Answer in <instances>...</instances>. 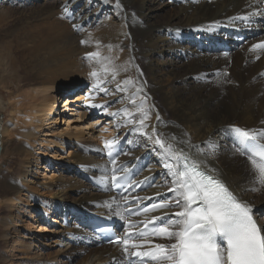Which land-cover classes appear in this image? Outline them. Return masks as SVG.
Masks as SVG:
<instances>
[{
    "label": "bare ground",
    "instance_id": "6f19581e",
    "mask_svg": "<svg viewBox=\"0 0 264 264\" xmlns=\"http://www.w3.org/2000/svg\"><path fill=\"white\" fill-rule=\"evenodd\" d=\"M119 5L20 0L12 9L0 6V87L8 88V99L0 96V111L10 106L8 121L0 112L2 264H118L120 246L101 242L92 232V218L110 221L124 233L128 220L147 222L177 210L143 211L172 197L161 150L149 139L156 134L224 182L264 225V198L258 200L257 191H251L252 200L243 194L256 187L251 166L235 147L231 155L226 152L230 143L224 138L233 126L264 130V49L253 48L264 40V0H119ZM243 34L255 39L241 45L237 39ZM223 40L232 47L228 55L221 53ZM94 51L117 69L116 80L105 77L109 82L101 85L111 95L92 87L90 72L99 65L86 53ZM117 82L124 92L116 90ZM56 101H64L59 112ZM140 106L150 117L143 132L123 124L126 117L107 115L127 107L139 118ZM115 137L113 165L104 142ZM52 143L69 150L65 155L43 150L49 154L39 182L30 173L43 160L34 146ZM113 168L131 176L117 194L107 179ZM101 176L108 190L98 184ZM21 201L33 209L32 228L17 219L27 213ZM4 207L8 211L1 213ZM52 216L47 238L40 231Z\"/></svg>",
    "mask_w": 264,
    "mask_h": 264
},
{
    "label": "snow or ice",
    "instance_id": "6c2138e0",
    "mask_svg": "<svg viewBox=\"0 0 264 264\" xmlns=\"http://www.w3.org/2000/svg\"><path fill=\"white\" fill-rule=\"evenodd\" d=\"M64 11L67 13L68 8L65 7ZM73 28L78 26L73 24ZM81 43L87 41L82 40ZM253 48L264 49V43L253 45ZM86 57L99 65V70L90 72L95 80L93 89L105 95L113 94L110 89L101 86L109 82L105 77L110 76L111 81L116 80L117 69L109 67L110 58L102 57L99 51L88 52ZM123 83L128 85L132 81L129 79ZM116 90L125 91L119 82L116 83ZM131 103L135 106L136 102L131 100ZM91 107L104 106L92 104ZM104 110L107 112L106 108ZM137 112L139 118L127 107H121L117 111L107 112V115L114 119L126 117L123 124L131 125L135 132H143L148 127L145 122L150 117L142 106L137 108ZM156 118L159 119V116ZM117 126H120L119 121ZM235 131L238 134L236 151L246 156L251 166L253 184L264 186V143L257 142L264 138V130L258 133L255 130ZM149 139L161 150V162L166 176L170 178L168 191L172 197L143 211L177 210L152 217L147 222L128 220L123 235L108 241L120 246L121 257L116 258L118 264H264V225H259L253 218L251 206L241 201L200 163L185 155L182 150L177 151L173 144L166 143L159 134L149 136ZM117 143L118 137L104 142L113 165L116 164L113 154ZM120 171L126 172L127 169L121 168ZM111 172L107 179L112 186L121 188L122 179L126 180L127 177L118 176L116 168ZM104 180L105 177L101 176L97 182L102 190H108ZM248 190L256 191L257 188ZM124 199L127 200L126 197ZM114 214L121 220L126 219L120 212ZM130 215L141 213L130 212ZM154 238L165 242H155ZM132 257L136 260H132Z\"/></svg>",
    "mask_w": 264,
    "mask_h": 264
},
{
    "label": "rangeland",
    "instance_id": "374dc122",
    "mask_svg": "<svg viewBox=\"0 0 264 264\" xmlns=\"http://www.w3.org/2000/svg\"><path fill=\"white\" fill-rule=\"evenodd\" d=\"M16 1V2H15ZM20 0H13V1H11V0H2V3H1V0H0V4L2 5V4H4V5H6V6H8L10 9H12V7H15V6H17V3L19 2ZM34 1V3H35V5H44L45 3H51V2H54V1H56V0H33ZM48 1V2H47ZM0 5V6H1ZM11 6V7H10ZM14 9V8H13ZM250 39H255L254 37H251ZM249 40V39H248ZM245 44V43H244ZM181 58V57H180ZM181 60L183 61V62H185V60L184 59H182L181 58ZM7 89L8 88H2V87H0V96L1 97H3L5 100H7L8 99V92H7ZM57 102V101H56ZM59 102V101H58ZM58 102H57V104H58ZM63 102L64 101H62V102H60L59 104H58V112L61 110V108H62V106H63ZM56 104V103H55ZM74 106L72 105L71 106V108H73ZM57 110H56V112L55 113H57ZM9 111H10V106H9V104L8 105H6V110H4V111H0L2 114H3V117H2V120H3V122L4 121H8V119H9ZM8 112V113H7ZM73 112H69V111H67L66 112V114H72ZM53 114H54V111H53ZM60 117V116H59ZM67 119H69V118H72L71 116L70 117H66ZM61 117H60V119H59V123H62L61 122ZM102 122V121H101ZM105 122H103V124H104ZM65 124H66V122H65ZM102 124V125H103ZM236 128V126H233L232 128H230L229 130L231 131V132H229L224 138H227L228 139V141H229V143L230 144H228L227 146H226V152L228 153V154H232L233 152H231V151H233L235 148H236V146H237V144H236V141H237V134L236 133H234V129ZM258 133V132H257ZM232 134V135H231ZM46 139L48 140V136H46ZM54 139H56V136H55V138ZM62 140H64V138H62ZM49 141V140H48ZM57 144V143H56ZM222 144V143H221ZM50 145V146H49ZM48 145V148L46 147L45 149H43L44 147H41L40 149H38L36 146H34V149H36L35 150V152L39 155H41V157L43 158V160H41V162L39 163V167L38 166H36L35 167V169L34 170H30V173H35V178L39 181V182H41V180H42V174L41 173H43L44 171H45V169H46V167H45V165H46V161H45V158L44 157H47L48 156V154L49 153H47L46 151L44 152L43 150H50V151H57V154L58 153H60V154H67V152H68V150H69V147L66 145V144H64V143H60L59 145L57 144V145H55V143L53 144H49ZM64 145V146H63ZM233 146V147H232ZM235 147V148H234ZM50 148V149H49ZM230 148V149H229ZM40 150H42V152L40 151ZM63 150V151H62ZM228 150V151H227ZM47 153V154H46ZM51 154V153H50ZM39 155V156H40ZM61 156V155H60ZM11 161H12V168L13 169H16V167H17V163H18V161H17V159H15V158H13V159H11ZM0 162H1V157H0ZM15 166V167H14ZM256 186V188H257V192H258V196H260L259 198H258V200H260V199H262V198H264V186H261V185H258V184H256L255 185ZM243 194H247V199L248 200H252L253 199V197L251 196V191L250 192H248V191H245V193H243ZM22 199H23V197H22ZM22 202V205L26 208V212L27 213H21V215H19V217L17 218L18 219V221H22L24 224H28V226L27 227H30V228H32L33 227V222H35V219L32 217V215H31V212L33 211V209H32V207H30L29 205H27L26 204V202H24V201H21ZM1 206H2V204H1ZM1 208V207H0ZM1 211H3V212H1V213H6L7 211H8V208H2L1 209ZM5 211V212H4ZM30 212V213H29ZM30 214V215H29ZM2 214H0V216H1ZM55 217H56V215H55ZM52 218H54V216H52L51 218H50V222H49V220H48V222L47 223H42L43 224V226L46 228L44 231L42 230V231H40V234H44V237H47V238H49L50 237V233H49V231H48V229H51V227H53V223H51V219ZM44 219H46V218H44ZM40 223V221L38 222L37 221V223H36V225L37 224H39ZM47 224V225H46ZM53 224V225H52ZM26 226V225H25ZM33 230H35V231H37V229H35V228H33L31 231H33ZM10 236H9V238H8V243H7V248L11 245V236H12V230H10ZM33 234H36V233H34L33 232ZM34 238V236L32 237V239ZM2 242V243H1ZM6 247V245H3V241H1L0 240V253L2 252V251H4V248ZM16 254H18V256H20L21 255V252H18V253H16ZM22 256V255H21ZM64 260V259H63ZM20 261V260H19ZM17 262H18V260H15L14 261V263L13 264H17ZM59 263V262H58ZM57 263V264H58ZM0 264H2V263H0Z\"/></svg>",
    "mask_w": 264,
    "mask_h": 264
},
{
    "label": "water",
    "instance_id": "95a60500",
    "mask_svg": "<svg viewBox=\"0 0 264 264\" xmlns=\"http://www.w3.org/2000/svg\"><path fill=\"white\" fill-rule=\"evenodd\" d=\"M0 150H1V144H0Z\"/></svg>",
    "mask_w": 264,
    "mask_h": 264
},
{
    "label": "clouds",
    "instance_id": "9594fccd",
    "mask_svg": "<svg viewBox=\"0 0 264 264\" xmlns=\"http://www.w3.org/2000/svg\"><path fill=\"white\" fill-rule=\"evenodd\" d=\"M86 264H87V262H86Z\"/></svg>",
    "mask_w": 264,
    "mask_h": 264
}]
</instances>
